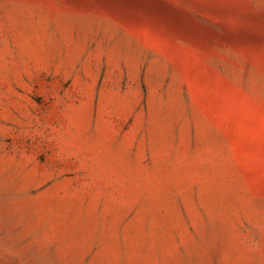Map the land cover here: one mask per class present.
<instances>
[{"label": "rangeland", "instance_id": "rangeland-1", "mask_svg": "<svg viewBox=\"0 0 264 264\" xmlns=\"http://www.w3.org/2000/svg\"><path fill=\"white\" fill-rule=\"evenodd\" d=\"M140 1L0 0V264H264V0Z\"/></svg>", "mask_w": 264, "mask_h": 264}, {"label": "bare ground", "instance_id": "bare-ground-1", "mask_svg": "<svg viewBox=\"0 0 264 264\" xmlns=\"http://www.w3.org/2000/svg\"><path fill=\"white\" fill-rule=\"evenodd\" d=\"M120 1L130 3V4H135V5L142 4L146 6L148 9H150L151 11H153L154 13H156L159 10L158 6L150 2H141L140 0H139L140 2H138V0H120Z\"/></svg>", "mask_w": 264, "mask_h": 264}]
</instances>
